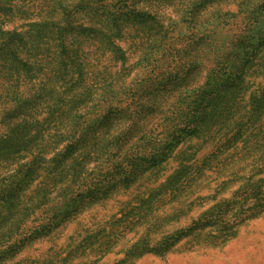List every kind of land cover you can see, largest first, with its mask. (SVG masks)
<instances>
[{"label":"rangeland","instance_id":"rangeland-1","mask_svg":"<svg viewBox=\"0 0 264 264\" xmlns=\"http://www.w3.org/2000/svg\"><path fill=\"white\" fill-rule=\"evenodd\" d=\"M40 20L67 52L42 37L0 97L38 166L0 264H264V0H0L3 30Z\"/></svg>","mask_w":264,"mask_h":264},{"label":"trees","instance_id":"trees-1","mask_svg":"<svg viewBox=\"0 0 264 264\" xmlns=\"http://www.w3.org/2000/svg\"><path fill=\"white\" fill-rule=\"evenodd\" d=\"M8 4L9 5L7 6L6 10L8 14H10L12 10H15V6L11 1ZM52 22L51 20L49 22H45V20L33 21L27 24V29L24 30H17V28L14 27L8 30H3L0 28V97H2L3 103H6L4 97H6L9 92L15 98V106L10 107L9 105L7 107L8 109L6 110V113L9 112L8 120L11 118L12 113L14 114L15 111L18 112L23 106L21 102L24 99L21 100L20 93L17 92L20 87L18 83L21 84L22 79L26 77L25 71L27 73L32 72L33 66H36L40 63H31L30 61L26 60L25 56H29L26 55V53L35 51L41 42L42 37H47L49 34L54 33L55 38L58 41V55L59 57L61 56L62 62L64 60V55L67 52V42L65 44V41H63L62 32L66 31V28L61 26L60 22L57 24ZM81 30H79L80 34H84L81 32H83L85 29L83 28ZM85 35H100L102 38L103 34L101 32H92L89 30V32H87ZM66 64L67 63L65 62L61 63L60 65L65 67ZM24 129L26 130L25 134L22 133ZM29 132L30 129L27 130L26 125H22L16 121L15 123L11 124L9 130L6 133L0 135V154H2V157L5 158L3 160L5 163L12 165L10 159L13 160L12 156L23 150L22 146L25 145L24 140L29 139L31 141V139H36V135L34 134V136H30ZM30 137L32 138L30 139ZM15 159L17 160L14 162L15 168H13V173L15 174L12 173L9 176L10 179L15 178V180L10 182L12 183L11 186H9V182H7L9 179L7 178H5L7 179L5 183H1L0 204L5 202L8 205L11 202L18 201L22 196V192L26 189L25 185L23 184L24 182H21L20 178L24 176V172H31L29 174H33L32 171L34 168L32 169V167H35L36 169L38 168L33 160L24 163L17 157H15ZM5 179L2 178V181H5ZM22 179H24V177ZM27 183L28 182H26V184Z\"/></svg>","mask_w":264,"mask_h":264}]
</instances>
